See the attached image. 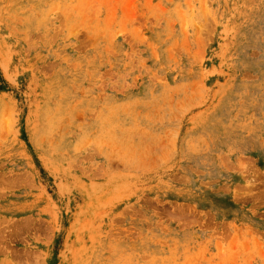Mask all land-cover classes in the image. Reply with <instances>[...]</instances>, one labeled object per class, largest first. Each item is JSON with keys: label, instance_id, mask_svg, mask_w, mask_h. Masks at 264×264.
I'll return each mask as SVG.
<instances>
[{"label": "rangeland", "instance_id": "obj_1", "mask_svg": "<svg viewBox=\"0 0 264 264\" xmlns=\"http://www.w3.org/2000/svg\"><path fill=\"white\" fill-rule=\"evenodd\" d=\"M0 264H264V0H0Z\"/></svg>", "mask_w": 264, "mask_h": 264}]
</instances>
